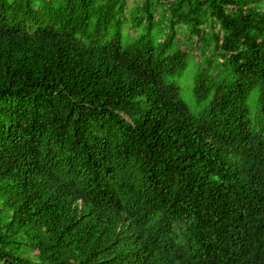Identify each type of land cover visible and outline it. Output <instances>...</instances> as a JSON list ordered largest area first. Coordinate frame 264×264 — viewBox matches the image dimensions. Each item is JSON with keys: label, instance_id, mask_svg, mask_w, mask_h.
Wrapping results in <instances>:
<instances>
[{"label": "trees", "instance_id": "16d2710c", "mask_svg": "<svg viewBox=\"0 0 264 264\" xmlns=\"http://www.w3.org/2000/svg\"><path fill=\"white\" fill-rule=\"evenodd\" d=\"M143 6L131 39L115 19L119 0H0V264H226L158 245L154 211L189 218V242L236 238L235 264H264V171L239 158L228 172L214 153L228 135L217 110L193 118L157 89L160 32ZM168 9L164 31L207 24L205 42L233 52L224 66L264 88V0H169ZM93 152L105 159L96 173ZM154 246L166 250L161 263Z\"/></svg>", "mask_w": 264, "mask_h": 264}, {"label": "clouds", "instance_id": "9594fccd", "mask_svg": "<svg viewBox=\"0 0 264 264\" xmlns=\"http://www.w3.org/2000/svg\"><path fill=\"white\" fill-rule=\"evenodd\" d=\"M147 1L151 5L149 8V13L152 15L151 26L155 29L154 31L160 32L154 39L155 46L151 51L154 82L158 86L157 89L171 90L170 95L178 98L187 106L188 112L193 118L200 117L210 105L217 110L218 115L226 122L225 128L228 130V135L225 140H222L227 146L214 153L217 159H222L227 163L228 172L232 171V163L239 158L256 160L264 171V88L259 84L245 83L244 77L247 73L244 76H239L224 66L226 58L233 52L223 53L220 48L222 43L205 42L201 33L210 29L207 24L199 25L198 32L191 30V34L188 28L175 25L174 22L172 33L166 32L171 22L168 9L169 0H134L131 4L127 0H119L123 8L116 10L115 19L120 22L124 34L127 32L132 39L133 34L142 31L141 27L134 28L132 26L131 16L133 10L143 8V4ZM145 19L147 20V16ZM214 31H219V27H216ZM186 40L194 43L191 48L186 46ZM199 45L201 54L204 56L203 61H200L199 53L195 49ZM187 49L190 50L186 51ZM190 60L196 66V70L193 72L189 71ZM185 74L186 81L191 80L192 82L194 109L197 116L190 111L180 94V85L186 82L183 78ZM247 88L250 89L249 93H246ZM230 97H232V103L220 110L224 98L229 100ZM162 99L168 105H172L169 95ZM123 117L129 120L127 115L123 114ZM258 136L259 138L255 139ZM246 144L250 147L251 152L246 149ZM241 145L244 146V150H240ZM131 154L133 156L132 151ZM88 160L94 166V173H96L97 167L103 166L102 160L105 162L104 156L100 152L88 154ZM100 185L101 182L98 183V186ZM77 201L80 202L81 199ZM154 213L155 215L151 217L153 224L151 234L156 238L155 242L158 245L166 249L179 247V253L194 254L196 255L194 260L199 263L212 262L215 255H218L226 264H235L236 238L217 247L209 245L206 237L204 239L200 236L192 238L189 242L188 239L192 237L190 233L192 221L189 218L168 219L158 211H154ZM239 227L238 225L236 233H238ZM220 246L222 248L217 251ZM164 248L154 246V253L159 263L164 260L166 255ZM121 251L123 252L124 249ZM125 254L129 255V253Z\"/></svg>", "mask_w": 264, "mask_h": 264}, {"label": "rangeland", "instance_id": "374dc122", "mask_svg": "<svg viewBox=\"0 0 264 264\" xmlns=\"http://www.w3.org/2000/svg\"><path fill=\"white\" fill-rule=\"evenodd\" d=\"M129 4L133 3L134 0H127ZM142 3V1H141ZM155 29L152 28L151 30V34H154V31ZM186 42V46L188 48H191V46L194 44L192 41H185ZM182 47V45H180ZM196 47V46H195ZM196 49V52L199 53V56L198 58L200 59V61H203L204 60V56L201 54V48H200V45L195 48ZM190 49H187L186 51H189ZM196 70V66H194L190 60V67H189V71L193 72ZM184 81H186V74L184 75ZM180 94H181V97L183 98V100L186 102V104L188 105L190 111L195 115L197 116V113L195 112V109H194V96H193V93H192V82L191 80H188L186 82H183L181 85H180Z\"/></svg>", "mask_w": 264, "mask_h": 264}]
</instances>
